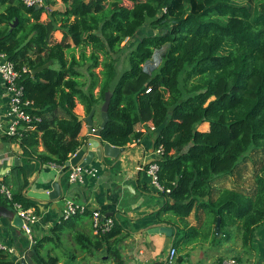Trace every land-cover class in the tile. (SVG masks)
Returning a JSON list of instances; mask_svg holds the SVG:
<instances>
[{"label":"trees","instance_id":"16d2710c","mask_svg":"<svg viewBox=\"0 0 264 264\" xmlns=\"http://www.w3.org/2000/svg\"><path fill=\"white\" fill-rule=\"evenodd\" d=\"M60 2L64 9H53L56 0L31 7L21 0H0V53L17 70L27 68L20 84L41 118L33 131L18 138L24 161L35 155L40 164L61 167L63 182L69 170L65 163L82 145L77 105L87 116L109 93L104 142L125 147L142 136L137 126L153 128L148 130L155 151L161 148L156 163L164 198L156 214H169L181 224L175 226L174 246L187 234H181L183 228L196 233L186 221L196 208L206 214L204 225L214 226L219 217L220 229L234 227L242 245L254 247V232L264 225V0ZM144 26L157 32L140 37L129 49L128 68L115 80L121 44ZM56 32L59 41L53 39ZM86 47H91L88 56ZM74 48L82 49L80 58ZM44 64L47 68L31 74ZM203 124L208 129L198 130ZM248 163L253 164L249 177L244 174ZM224 180L231 181L230 188L217 186ZM24 186L11 200L0 194V203L34 208L37 214L36 201L21 193ZM113 222L107 233H75L74 243L90 252L105 248L117 264V250L108 243L124 226ZM50 238L34 242L32 264H58L56 257L39 253L42 240ZM0 264L20 261L0 252Z\"/></svg>","mask_w":264,"mask_h":264},{"label":"crops","instance_id":"0c3cea01","mask_svg":"<svg viewBox=\"0 0 264 264\" xmlns=\"http://www.w3.org/2000/svg\"><path fill=\"white\" fill-rule=\"evenodd\" d=\"M78 106L82 113L78 115L84 117L82 106ZM98 106L93 118L94 125L98 120L100 122ZM7 107L8 96L0 81V119H3ZM148 127L149 123L136 127L142 136L125 146L124 152L117 159L105 158L100 163L94 157L90 166L97 168L98 173L93 178H85L83 183H69L66 176L62 182L57 167L40 164L35 155L24 161L27 157L18 139L0 136V187L7 188L12 195L17 192L20 184H25L21 193L29 198L28 192H49L51 184L58 177L63 192V196L56 202L34 200L38 204V213H35L37 222L31 227L30 235L22 229H15L7 219L0 218V243L15 251V254L8 256L15 262L24 257L25 264H32L29 258L34 242L49 236L52 238L42 240L39 253L56 257L58 264H115L113 254L108 253L107 249L90 252L73 241L77 232L91 234V213L99 211L106 217L119 220L124 226L122 233L111 238L108 243L111 250H117L120 258L117 264H168L166 257L170 247L177 251L172 264H211L229 256L237 258L242 264H264V225L254 232V247L245 248L234 227L219 228L220 233L217 235L215 225H204L205 212L196 208L186 218L188 226L195 228L196 233L189 234L183 228L181 234H187L174 246L175 226H182L171 215L167 222L165 218L169 214H156L163 206L164 198L152 186L147 173V166L155 159L154 139ZM85 135L86 126L82 122L79 139ZM36 150L42 152L43 148L39 146ZM220 185L230 188L231 181L224 180L217 184ZM66 201L83 205L87 212L62 223L60 217ZM0 205L13 208L19 206H10L8 203ZM28 210L35 211L34 208ZM157 225L173 229L174 236L149 234L148 230ZM228 233L232 234L231 239L225 237Z\"/></svg>","mask_w":264,"mask_h":264},{"label":"built area","instance_id":"2783aa9c","mask_svg":"<svg viewBox=\"0 0 264 264\" xmlns=\"http://www.w3.org/2000/svg\"><path fill=\"white\" fill-rule=\"evenodd\" d=\"M26 6H39L43 3V0H21ZM21 71V72H20ZM17 70L14 64L9 61L6 56L0 53V81L4 86L5 92L8 96V107L6 113H4L3 119H0V136H4L11 139H18L22 137L24 131H33L37 123L41 121L39 116L34 114V108L32 102L28 101L24 97V87L20 84L22 73L27 71V68L23 67L21 70ZM151 129H153L150 126ZM161 155V148L159 147L155 151V159L147 166V173L151 179L150 183L158 191L162 192V188L158 183V165L156 160ZM53 166V165H52ZM54 167V166H53ZM57 167V166H56ZM61 172L62 168L57 167ZM59 172V173H60ZM98 173L97 168L92 166H71L68 170L67 179L69 183H83L87 177H95ZM166 192H169L168 190ZM0 193L8 200H11V193L4 186L0 187ZM15 209H21L18 205L14 206ZM86 209L83 205L75 204L71 201H66L63 205L61 221H67L79 214L84 215ZM19 216L23 221L22 230L30 235L31 227L37 222V216L35 213L28 209H22L19 211ZM91 222L93 234H103L111 231L114 222L110 217L104 216L99 211H93L91 213ZM0 252L8 255L15 254V251L11 247L0 243ZM177 251L174 247H170L166 262L172 264L176 259ZM211 264H242L235 257H226L214 261Z\"/></svg>","mask_w":264,"mask_h":264},{"label":"water","instance_id":"95a60500","mask_svg":"<svg viewBox=\"0 0 264 264\" xmlns=\"http://www.w3.org/2000/svg\"><path fill=\"white\" fill-rule=\"evenodd\" d=\"M17 21H14L15 25ZM30 40V37L26 39L16 50L19 51L23 47H25ZM47 68V64H44L34 70L31 71V74L34 75L35 73L44 70ZM111 95L109 93L105 94L104 101L99 108V118L100 122L99 125L94 128L93 118L96 112V108H91L89 114L87 116H78V120L85 124L86 126V139H82V145L77 150V152L65 163V168L69 169L71 166L80 165V166H89L91 165L94 157L96 158L97 162H103L105 158L115 160L118 156L124 152V147H118L111 145L109 143L104 142L101 139V132L109 122V115L108 109L110 104ZM27 196L30 199L36 201H58L62 196L63 192L60 188V184L58 181V177L54 180L51 184V190L45 193H34L28 192ZM21 209H14L13 207H4L0 205V218L7 219L11 222L12 226L15 227L17 230L22 229L23 221L19 216V211ZM220 218L217 217L215 230L216 234L219 235L220 233ZM148 233H159L164 234L167 237H173V229L169 228L166 225L154 226ZM20 264H25V261L22 259L20 260Z\"/></svg>","mask_w":264,"mask_h":264},{"label":"rangeland","instance_id":"374dc122","mask_svg":"<svg viewBox=\"0 0 264 264\" xmlns=\"http://www.w3.org/2000/svg\"><path fill=\"white\" fill-rule=\"evenodd\" d=\"M57 3L56 5L53 7V9H64V5L60 2V0H56ZM1 11V10H0ZM45 19V15L42 16L41 20H44ZM157 31L155 30H151L150 26H144L143 27V30L142 31H139L138 32V35L136 37H134L133 39H130V40H126L124 41L121 46H122V52L120 54H117L115 59H116V67L118 69V71L120 72H117L116 76H115V80L118 79V77L121 75L122 71L123 70H126L128 68V62H127V54H128V51L130 48H132L135 43L138 41V39L144 35H148L150 33L152 34H155ZM53 39H55L56 41H59L61 39V33L60 32H56L54 35H53ZM70 42V40H68ZM73 47V46H71ZM166 47L159 50L155 56V58L153 59V62L155 64L158 65V58L163 54V52L165 51ZM81 51L82 49L81 48H74L72 53L75 55L76 58H80V54H81ZM91 52V47H86L84 49V53L86 56H88ZM66 56L67 58L69 59V52H66ZM102 59V58H101ZM86 64H88L89 62L86 61L85 62ZM101 68H98L96 69V72H99ZM98 92V90L96 89L95 93ZM211 99H214V97H212ZM102 105V102H100L99 106H98V109L100 108V106ZM75 112L78 114H82L81 113V109L80 107L77 105L76 109H75ZM99 120L95 123V128L99 125ZM199 129L200 130H207V125H201L199 126ZM252 172H253V164L252 163H248L247 164V170L244 172V174L249 177L252 175ZM161 216V215H159ZM158 216V217H159ZM167 220L171 219V216L170 215H167V217L165 218ZM8 256V254H7ZM230 257V256H229ZM22 259V258H21ZM24 261H25V258L23 257ZM30 261V260H29ZM31 262V261H30Z\"/></svg>","mask_w":264,"mask_h":264},{"label":"clouds","instance_id":"9594fccd","mask_svg":"<svg viewBox=\"0 0 264 264\" xmlns=\"http://www.w3.org/2000/svg\"><path fill=\"white\" fill-rule=\"evenodd\" d=\"M22 209H23V208H22ZM62 222H66V221H62ZM22 259H23V258H22ZM22 259H21V260H22ZM19 260H20V259H19ZM23 260H24V259H23Z\"/></svg>","mask_w":264,"mask_h":264}]
</instances>
